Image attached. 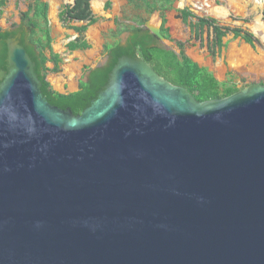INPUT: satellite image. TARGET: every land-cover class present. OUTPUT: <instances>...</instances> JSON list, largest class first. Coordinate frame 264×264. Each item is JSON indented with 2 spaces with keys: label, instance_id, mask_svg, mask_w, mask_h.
Returning a JSON list of instances; mask_svg holds the SVG:
<instances>
[{
  "label": "water",
  "instance_id": "95a60500",
  "mask_svg": "<svg viewBox=\"0 0 264 264\" xmlns=\"http://www.w3.org/2000/svg\"><path fill=\"white\" fill-rule=\"evenodd\" d=\"M4 44L0 264H264V85L197 102L122 56L75 116Z\"/></svg>",
  "mask_w": 264,
  "mask_h": 264
},
{
  "label": "trees",
  "instance_id": "16d2710c",
  "mask_svg": "<svg viewBox=\"0 0 264 264\" xmlns=\"http://www.w3.org/2000/svg\"><path fill=\"white\" fill-rule=\"evenodd\" d=\"M175 0H126L136 11H143L147 15L158 12L161 20V34L168 41H171L168 29L165 27V14L172 9ZM91 0H74L72 5H64L58 13L59 21L66 28L73 30L78 36L67 44L69 51L85 50L88 44L83 40V34L88 27L97 22L90 7ZM5 1H0V7ZM106 7L110 5L107 2ZM181 20L186 23L189 18L195 22H187L189 28L196 34V31L209 29L212 33V40L207 50L210 54L219 53L224 48L222 39L231 33L234 38H239L251 48L254 47V38L248 33L239 29H228L221 27L210 18L196 17L188 9L179 11ZM71 22L82 23L79 27H71ZM115 23V30L110 31L112 40L104 41L102 55L106 61L103 65L94 69L84 68L82 77L78 82V91L70 94H58L51 90L46 81L48 72H58V58L50 53L51 33L48 24V5L41 0H31L27 11L20 14V23L14 25L10 31L0 30V71L5 70L6 47L4 40L19 36V44L22 45L35 64V72L41 82V94L44 100L52 106L65 110L70 109L72 114L77 116L90 103L96 99L97 94L106 84L108 75L122 57L137 56L147 63L160 77L170 84L184 88L197 102L219 100L226 98L241 89L237 88L231 81V74L224 82H219L206 68L199 66L184 54V44L174 42L176 51L164 49L158 45V40L145 28V19L136 20L131 25ZM128 33L125 44H121L118 37L122 33ZM49 52V57L46 52ZM52 61L53 68H46V63ZM86 76V77H85ZM243 89V88H242Z\"/></svg>",
  "mask_w": 264,
  "mask_h": 264
},
{
  "label": "rangeland",
  "instance_id": "374dc122",
  "mask_svg": "<svg viewBox=\"0 0 264 264\" xmlns=\"http://www.w3.org/2000/svg\"><path fill=\"white\" fill-rule=\"evenodd\" d=\"M4 1V5L0 7V30L10 31L14 25L20 23V14L27 11L31 0ZM41 1L48 5V24L53 47L64 48V43L70 37L68 34L72 35L69 41L76 35L59 21L58 13L62 6L72 5L74 0ZM106 1L110 2L108 8L105 5ZM90 7L98 21L88 28L87 33L91 34L87 40L90 49L81 51V56L89 68L105 63L102 44L104 41L112 40L109 32L115 30L114 22L119 25H131L136 20L145 19L150 24L161 25L158 12L147 15L141 10L136 11L126 0H91ZM183 9H188L196 17L213 19L221 27L250 33L254 38V47L251 48L228 33L222 39L224 48L219 53L215 51L214 54H210L207 47L213 37L211 30L203 29L200 33L199 31L193 33L187 22L194 23L195 19L189 18L183 23L181 18H178L179 11ZM219 14L224 16L221 17ZM165 18V27L171 39L167 42L169 49L177 52L174 42L183 43L184 54L199 66L206 68L219 82L226 81L227 75L231 74L232 83L239 89L252 84L264 85V0H175ZM68 25L79 27L82 24L71 22ZM127 37L128 33L125 32L118 40L125 44ZM18 39L19 36L16 37V40Z\"/></svg>",
  "mask_w": 264,
  "mask_h": 264
},
{
  "label": "crops",
  "instance_id": "0c3cea01",
  "mask_svg": "<svg viewBox=\"0 0 264 264\" xmlns=\"http://www.w3.org/2000/svg\"><path fill=\"white\" fill-rule=\"evenodd\" d=\"M107 2L109 1H106V3ZM167 13L165 14V16L167 15ZM87 32H88V29L83 34V38H84L83 40L88 44L87 49H90V44L88 43L87 40L88 38L91 37V34H88ZM72 33L76 35V37L78 36L74 31ZM68 35L70 36L68 37V39H71L72 35L71 34H68ZM76 37H73V38L75 39ZM68 39L64 43V46H63L64 48L56 49L55 47H53V42L51 43L50 53L54 55L56 59L58 58V61H59L58 69L59 70L58 72H55V73L48 72L46 74V81L48 82L51 90L58 94H63V95L78 91V82L80 78L82 77V72L84 68H89L88 66H86L87 64H86V61L83 59L84 57L81 56V51H84V50L69 51L67 49V44L70 42ZM46 56L49 57L48 51L46 52ZM46 68L49 70L53 68L52 61H48L46 63Z\"/></svg>",
  "mask_w": 264,
  "mask_h": 264
},
{
  "label": "bare ground",
  "instance_id": "6f19581e",
  "mask_svg": "<svg viewBox=\"0 0 264 264\" xmlns=\"http://www.w3.org/2000/svg\"><path fill=\"white\" fill-rule=\"evenodd\" d=\"M70 2V1H69ZM96 3V2H95ZM219 16H221V17H223L224 15L223 14H219ZM259 26V25H258ZM260 29V28H259ZM261 29H262V27H261Z\"/></svg>",
  "mask_w": 264,
  "mask_h": 264
},
{
  "label": "flooded vegetation",
  "instance_id": "af4514ba",
  "mask_svg": "<svg viewBox=\"0 0 264 264\" xmlns=\"http://www.w3.org/2000/svg\"><path fill=\"white\" fill-rule=\"evenodd\" d=\"M16 37H17V36H16ZM16 37H15V38H16Z\"/></svg>",
  "mask_w": 264,
  "mask_h": 264
}]
</instances>
